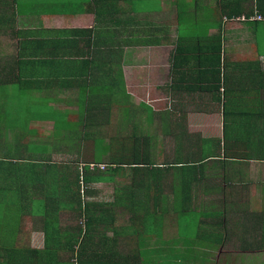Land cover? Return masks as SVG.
<instances>
[{
    "label": "crops",
    "instance_id": "0c3cea01",
    "mask_svg": "<svg viewBox=\"0 0 264 264\" xmlns=\"http://www.w3.org/2000/svg\"><path fill=\"white\" fill-rule=\"evenodd\" d=\"M111 1H0V86L5 94L0 101V111L4 110L0 117L5 120L0 123L1 138H7L11 148L12 129H23L25 136L16 143L35 151L32 154L37 159L58 166V156L69 157L76 151L69 142L64 143L63 130L57 133L54 120L49 137L50 132L41 128L51 123L47 117L34 123L39 117L33 114L37 103L46 105L49 116L57 110L75 114L69 123L74 125L79 97L92 105L93 111L106 109L100 108L106 103L104 96L113 93L106 70L109 77L117 72L123 76L122 64L135 48H169L165 73L155 72L147 87L153 95L151 103L137 100L140 109L145 103L155 112L152 126L164 127L166 123L169 128L165 135L156 133L163 143L167 140L168 154H149L165 182L150 186L148 192L143 190L149 194L137 199V222L152 229L149 236L136 234L132 227L120 230V240L111 248L104 246L127 255V259L161 256V264H264V149L256 147L261 144L259 138L264 139V21L248 20L260 13L264 16V0H131L128 4L116 0L114 12ZM131 17L136 25L129 23ZM177 40L190 48L188 65L195 69L181 73L170 67ZM208 64L216 70L198 72ZM122 81L114 92L125 97L135 85L128 90V81ZM13 86L19 88L15 93H11ZM162 99L166 100L163 107ZM227 102L232 109L248 111V130L239 129L244 118L224 116ZM8 106L12 111L22 110L10 114ZM160 111L167 112V120H160ZM180 113L183 115L176 119ZM94 116L95 112L87 114L92 127L111 124H96L103 119L92 120ZM173 121L178 124L177 133L181 129L196 134L197 142L214 141L220 154H175L170 146ZM27 133L36 134L29 138L30 145ZM100 135L103 141L117 136L102 131ZM178 142L186 141L179 138ZM223 142L228 146L225 152ZM199 157L205 159V165L189 169L197 163L186 162ZM229 159L228 168L213 166L215 160L226 163ZM224 169L227 179L222 177ZM197 172L204 175L200 182L189 177ZM175 174L188 175L190 184H180L182 175ZM125 192L127 200L130 191ZM37 233L41 245L30 248L41 250L43 235ZM107 237L116 240L119 235L108 232Z\"/></svg>",
    "mask_w": 264,
    "mask_h": 264
},
{
    "label": "trees",
    "instance_id": "16d2710c",
    "mask_svg": "<svg viewBox=\"0 0 264 264\" xmlns=\"http://www.w3.org/2000/svg\"><path fill=\"white\" fill-rule=\"evenodd\" d=\"M124 1L128 4L131 0ZM111 3H113L114 12L117 7L116 0L111 1ZM128 10L131 9L129 8ZM260 16L262 20L257 21L263 22L264 16L262 13H260ZM128 21L130 24L136 25L137 23L134 17L129 18ZM174 47L169 57L170 67L173 70H180L179 72L181 73H184L188 69H195L190 68L188 65L190 48L181 40H177ZM183 53H186V57L184 58L180 57ZM215 70V65L210 66L209 64L208 67L203 66L202 68H198V72L203 71L205 73ZM121 75V72H117L116 74L111 73L109 77V72L106 70L107 81H109L113 93L116 88L121 87L123 82ZM118 99H122L119 94ZM96 100L98 101L99 99L97 98ZM115 100L117 101V99ZM110 103L107 99L104 106L100 107L106 109H96L93 111L94 108L92 109V105L89 103L84 104L82 98H78V108L83 113L81 117L79 116V121H84L85 126L79 128L80 131L76 133L75 139L69 141V146L76 151L75 157L78 159L74 161L73 165L76 164L77 166L80 164V161L83 162L81 170H78L73 165L71 168L68 166L70 163L64 162L61 163L64 165L61 171L56 165L48 164V162L37 159V156L31 153V148H24L23 145L16 143H12V147L9 148L8 145L1 143L0 220L12 221L7 218L6 212L8 209L16 207L21 211L15 215V218H11L13 220L17 218L16 225L20 226L22 214H25L27 211L30 217L39 220L41 224L40 232L43 235V249L29 248L24 244L22 247H15L10 245V243H2L1 241L10 242L12 238L7 232V228L5 230L2 229L1 232H4V235H0V264H150V261H147L148 259L146 260L144 255L128 256V259L131 260L128 261L127 255L123 256L117 251H109L104 246L106 244L110 248L113 247L111 244H114V241L117 242L120 240V230L125 232L131 227L136 234L138 232L146 233L145 235L150 234V229H152L150 226L133 221V218L130 217L131 212H127L125 208V190H129L132 193H138V190H147L148 192L150 186L153 185L154 188L156 185L165 182L163 180L162 170L150 158L149 154L152 153L147 151L146 145L151 143L153 138L150 135H144L142 139L135 134L132 138L110 137L108 144L111 145V149H109L108 154H104L107 155L106 158L109 160L105 163L104 171L99 169V165L103 163V155L101 160H96V156L88 151L91 149L86 147V143H104L100 135L102 127L101 124L93 125V127L92 125L90 126L87 121V114L91 115L95 112L92 120L99 119V116L101 117L100 119H103L96 121V124L107 123V121L108 123L116 124L119 115L114 111V106L113 109H109ZM93 106L97 107L96 105ZM118 106L119 103L117 102ZM143 106L146 109L147 121L150 123V119L153 118L155 112L149 105L144 103ZM79 109L77 112H79ZM52 112L58 120H60L59 117H63V121H68V116H75V114L67 115V111L65 113L59 110ZM247 112V110L232 109L230 102H227L223 107L225 117L244 118L245 124L247 123ZM166 114L167 112L160 111L157 116L163 121L167 120ZM171 114L173 115L174 113ZM182 115L180 113L176 119H179ZM115 117L116 119H114ZM61 124L62 121L58 123V129L62 128ZM173 125H176V142L179 143L175 144L178 153L173 152L175 154H181L184 151L185 154H192L187 149L181 147L182 142H178V139L182 138L186 141L185 143L197 142L196 134H186L181 129L180 133H177L179 130L178 124L173 121ZM89 129H91V132H85L89 131ZM160 129V132H163L164 135L169 130L168 128H161V126ZM124 139L129 140L122 142ZM62 140L65 139L62 138ZM200 142L212 144L213 148H216L217 145L211 140H201ZM22 146L24 149H22ZM26 152L28 154H25ZM126 152L129 153L127 154ZM217 154H220V150ZM32 157L33 159H31ZM25 161L28 162L25 163ZM204 161V158L199 157L195 162H186V165L197 163V166L193 165L189 168L195 167L196 170L199 166L205 165ZM228 162H230V159L226 163L215 160L213 166L228 168ZM90 165H92V168ZM150 168L154 170L148 171ZM143 169L146 170L138 173V171ZM128 170L132 176L131 183L128 186L115 187V195L108 197V199L105 197L103 199L95 197L97 191L92 185L104 180L114 182V176H122L124 178ZM225 170H223L224 175L222 177L227 179ZM198 172L189 177L194 178L196 182H200L204 178V175L201 173L199 175ZM181 175L175 174L174 177ZM187 177L188 175H182L178 179V182L180 184H190L191 178L187 179ZM157 190H159V187ZM147 192L146 194H149ZM61 209L69 211L66 220L67 225H62L60 222ZM11 230L14 231L15 229ZM108 232L119 235V238L116 240L109 239L107 237Z\"/></svg>",
    "mask_w": 264,
    "mask_h": 264
},
{
    "label": "rangeland",
    "instance_id": "374dc122",
    "mask_svg": "<svg viewBox=\"0 0 264 264\" xmlns=\"http://www.w3.org/2000/svg\"><path fill=\"white\" fill-rule=\"evenodd\" d=\"M243 20V18H242ZM168 52H169V48H151V47H143V48H135L133 51H131L127 56L126 59L124 60L122 66H123V72L124 75L122 76V78L124 80H126V82L128 81V85L130 89L131 84H134L135 86L133 87V91L129 90L131 92H129L130 94H125L126 96L124 97V94H121L122 99H118V95H117V91L114 93H109L107 95L104 96L105 100L108 99L109 102H113V106H114V111L116 112L117 115H119L116 124H110L109 126H103L102 127V132L108 136V135H113L116 133L117 137H124V138H132L134 136V134L139 137L140 139H142V136H153L152 138V144L149 143L148 145H146L147 147V151L149 153L152 154H168L169 150L167 148L168 146V142L165 139V142L163 143V141H161L162 139H160L156 133L160 132L161 129L160 127L154 125L152 126V118L150 119V123H148V119L146 117V109L145 108H141L140 106L137 104V100H141V101H147L151 103V97H153L152 93H151V88H147L149 85V82H151V77L152 75H154L155 72H160L161 74L165 73V69H166V60L168 57ZM148 76H150V78L148 79ZM141 81L144 83V86L148 89V92L146 91V88L143 87V83H141ZM148 81V84H147ZM140 82V85H139ZM138 88V89H137ZM19 89L16 86H13L11 88V93H15L16 90ZM127 91V90H126ZM138 94V95H137ZM4 92L2 91V87L0 86V101L3 100V96H4ZM17 97H19V93H16L13 101L16 103L17 102ZM117 99V101L115 100ZM166 100L162 99L159 103L160 105L163 107L164 103ZM116 102V103H114ZM117 102L119 103V106L117 107ZM146 102V103H147ZM10 104L11 106L14 105ZM38 109H34L33 114L38 115L39 117L34 118V123H38V121H40L41 119L44 118H48L49 121H51V123L49 124H45L44 126H42V130L45 133L50 132L47 136L49 137L51 132H52V128L53 126L52 124V120H54L55 125L57 126L58 123H60V121H62L63 125H62V133H61V137L65 140L64 143H68L69 141H72L75 139V135L77 132L78 128H81V126H85L84 121L80 120L79 121V116L81 117L83 115L82 111L79 109V112L76 111V113L78 114V120H74V125H70L69 123H71V116H68L69 120L68 121H63V117H59L60 120L57 119V117L55 116V114L50 111V116L47 113L46 114V105L45 104H40L37 103ZM153 105H155L154 103H152ZM125 105V106H124ZM151 105V104H150ZM8 111L10 112V114L12 112H21L22 108H17L15 110L12 111V109L8 106ZM160 108V107H159ZM67 111V110H65ZM69 111H67L68 113ZM4 114V110L0 111V116ZM2 117V116H1ZM1 117H0V123H1ZM24 115H22L21 117H19V119H23ZM116 119V117L114 118ZM5 123V120H2V125ZM65 123V124H64ZM136 123V124H135ZM17 126V124H16ZM20 126V125H19ZM55 127V126H54ZM28 128V127H25ZM161 128H168V126L166 125L165 127H161ZM231 126L228 128L230 129ZM249 128V124H242L241 121L239 123V129L241 131H246ZM120 129L126 130L123 131L121 134ZM160 129V130H159ZM169 129V128H168ZM172 142H170V146H172V149L175 153H178L177 147L175 146V144H179L176 142V125L172 124ZM58 132V134L60 133V129H56ZM23 129L20 128H13L12 129V135L13 138L12 140L14 141L13 144L17 142H22V139L24 138V134H22ZM67 131V132H66ZM85 131V130H84ZM89 131H91V129H89ZM16 132V133H15ZM0 136H4L2 134V130L0 132ZM27 138H28V144L30 145L32 143L31 140H29V138H35L36 134L34 133H27ZM122 135V136H121ZM105 136V137H106ZM47 137V138H48ZM67 137V138H65ZM110 137H106V141L102 142H96V143H86V147L88 149L89 152L93 153L96 156V160L99 159L101 160V157L103 159V163L99 165V169L100 170H105V163L109 160L107 159V155L104 154H108L109 149H111V145H109L107 142V140ZM0 145L1 143L7 145L10 142L7 141V138H0ZM129 139H124L122 140V142H126ZM260 140V145H257L256 147L259 150H263L264 149V139L263 136L261 138H259ZM7 141V142H5ZM9 142V143H8ZM55 142V141H54ZM94 142V141H93ZM154 142H157L154 144ZM163 143V144H162ZM258 141L254 142L253 145L257 144ZM17 144V143H16ZM22 145V144H21ZM94 145V146H93ZM117 146V145H114ZM223 151H227L228 150V146L227 144L224 142L223 144ZM155 147V148H154ZM182 148L187 149L188 152H191L192 154H198V153H203V154H211V153H216L219 152V149L217 148H213L212 144L209 143H201V142H193V143H185V144H181ZM12 151V150H11ZM35 152V151H33ZM31 151V153H33ZM162 152V153H161ZM183 152V151H182ZM127 154L129 152H126ZM68 154V153H66ZM14 155V154H12ZM58 163H64V162H68L70 163L68 166L69 167H76L78 170H81V167L83 166V162L80 161L81 165H77L74 164L76 159L75 155L70 154L69 157H63L61 158V156H58ZM107 159V160H106ZM106 160V161H105ZM59 164L57 166L58 169H60L62 171V168L64 167L63 164ZM73 165V166H72ZM92 168V165H90ZM131 173L130 171H126L125 173V177L123 178L122 176H114L115 181L114 182H107V180L101 181L100 183H96L94 185H92L93 188H95V190L97 191L95 194V197H98L100 199H103V197H105L106 199H108V197L115 195V187L119 186V187H125L126 184H130L131 183ZM158 186V185H156ZM163 188V187H162ZM162 190V189H161ZM146 194L145 191L141 190L132 193L129 192V199H127L125 201V208L127 210V212H131L130 217L133 218V221L137 222L136 219V207H137V199H141V195L144 196ZM84 197V196H83ZM90 199V198H88ZM1 211V210H0ZM21 210L17 209L16 207H12L10 209L7 210L6 215L7 218L11 219L12 221H8V220H0V235H4V232H1L2 229L5 230V228H7V232L10 234L11 240L10 242H5V241H1L2 243L8 244L10 243V245L15 246V247H22L23 244H25V246L27 247H39L41 245V234L37 233L40 231L41 228V224L39 222V220L34 219L32 217H30L29 213H27V211L25 212V214H22V221L20 226L16 225V220H13L12 218H15V215L19 214ZM69 215V211L66 209H61V214H60V222L62 225H67L66 220L67 217ZM12 217V218H11ZM145 224V223H144ZM124 226V225H123ZM11 229H15L14 231H12ZM128 230V229H127ZM129 231V230H128ZM17 232V233H16ZM108 234V233H107ZM144 258L147 261H150V264H161L160 263V259L161 256H144Z\"/></svg>",
    "mask_w": 264,
    "mask_h": 264
},
{
    "label": "built area",
    "instance_id": "2783aa9c",
    "mask_svg": "<svg viewBox=\"0 0 264 264\" xmlns=\"http://www.w3.org/2000/svg\"><path fill=\"white\" fill-rule=\"evenodd\" d=\"M248 20H262V17L258 15L256 18L250 17Z\"/></svg>",
    "mask_w": 264,
    "mask_h": 264
}]
</instances>
